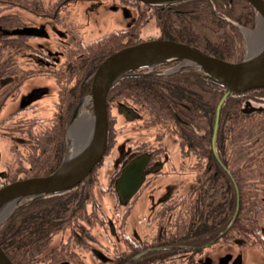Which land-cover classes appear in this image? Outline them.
<instances>
[{"label": "trees", "instance_id": "trees-1", "mask_svg": "<svg viewBox=\"0 0 264 264\" xmlns=\"http://www.w3.org/2000/svg\"><path fill=\"white\" fill-rule=\"evenodd\" d=\"M224 5L226 8L223 11ZM147 7L149 6L145 4L139 9L137 22L143 19ZM151 9L156 16L162 37L185 42L206 54L227 61L231 56L235 57L233 35L235 27L233 25L230 28L226 27L227 23L218 16L222 13L248 26H253L255 16L246 0H182L168 5L152 6ZM125 34V31L114 34L113 38L105 42H97L80 54L68 53L65 56L63 63H77V66L62 69L57 75L59 78H64L61 80L63 87L59 89V99L53 116L58 121L47 132L40 133L34 140L36 143L32 140L33 148L36 149L34 153L28 154L29 167L25 168L27 176L48 175L59 166L64 145L63 135L67 123L71 121L74 107L80 97L90 90L93 73L108 55V48L113 47L117 50L122 45L125 46V44L113 46L116 37L120 35L125 37ZM0 36L15 40L8 46V51H11L10 57L14 54L12 47L20 46L22 38L27 40V36L6 34L2 28H0ZM111 44L113 45L110 46ZM163 67L165 66H158L156 71ZM135 74L121 78L111 87L107 104L113 100L120 102L123 99H129L150 110L158 120H174L178 115L183 118L182 121L179 119L182 123H179L176 118V124L183 132V141L191 144L195 154L201 147L204 152L207 151V157L213 159L215 156L210 147V135L216 106L223 95L224 88L206 79L203 73L194 67L181 68L171 75ZM245 97H254L258 101L264 100V88L245 91V95L230 93L224 100L220 108L216 138V146L219 152L224 154L222 159L230 157V149L232 150L231 158L245 159L247 153L246 150H242L243 147L256 150L257 147L253 145L263 141L264 126H261L254 117L262 115L264 107L254 110L251 105L250 107L247 105L248 100H243ZM239 98L241 104L237 108ZM21 119L23 118L19 121H22ZM198 120L201 124L208 125V128H205V133L200 135L197 142V137L194 135L195 126H192V123L195 124ZM238 121L245 123L238 128ZM24 124L26 130H29L27 128L29 123L26 121ZM245 132L251 134L244 140L245 143L240 144L239 141L243 139ZM60 145L61 150L58 151ZM189 150L192 149L189 147ZM234 163L232 166H227L232 171L229 174L233 175V180L217 164L214 165L217 167L216 170L205 168L203 174L198 176L187 195L184 217L174 233L180 243L191 249H199L233 232L232 227L243 207L255 203L260 185L263 184L258 178L260 172L258 165L252 164L251 179L245 176V180H239L237 174L242 173L240 168L245 167L246 174L247 167L251 166ZM85 179L79 185L62 193L43 195L32 201H25L11 213L0 229V246L13 264H35V259L43 246L57 234L59 228L63 225L65 227L71 224L76 225L79 221L88 218L86 209L88 203H92L93 207L96 204L88 199L89 192L92 194V185L90 183L88 185ZM8 181H13V177L6 176L0 180V187ZM236 188L239 189L238 196ZM237 203L239 204L238 212H236ZM179 229L180 232H178Z\"/></svg>", "mask_w": 264, "mask_h": 264}, {"label": "rangeland", "instance_id": "rangeland-1", "mask_svg": "<svg viewBox=\"0 0 264 264\" xmlns=\"http://www.w3.org/2000/svg\"><path fill=\"white\" fill-rule=\"evenodd\" d=\"M49 1L50 0H43V2L46 3H48ZM20 4V0H0V28L11 29L21 25H27L32 27L41 24L47 26H50V24L52 25V23H49L48 20L35 15L28 9H23ZM35 4L36 2H34V5H30L28 3L27 7L31 8L32 10L35 9L36 11L41 12L49 11V9L52 7L45 3H43L44 5ZM120 4L121 0H77L72 2L68 6V9L69 25L72 27L73 42L70 36L65 39H68V41L72 42L75 46L73 47V44H69V49L67 48L65 50L64 58L65 56H67L68 53L80 54L81 52H83L84 49L89 48L91 46L88 45L85 48L81 47V42L85 44L94 42L96 40L97 42H105L108 39L113 38L114 34H119L125 31V28L130 26L135 20L136 14L134 11L130 10L129 15H125V13L123 12V8H121ZM112 6H115V8H113ZM215 7L216 5H214V9H216ZM225 8L226 5L223 6V11L225 10ZM62 10L64 9L62 8ZM62 10L60 14L62 13ZM136 11L137 19H139L140 11L138 8H136ZM145 13L146 14L144 15L143 19L137 22L136 39H132L131 41H129L127 43L129 44L128 46L140 43L141 41H148L153 39L171 40L174 42L187 44L185 42L178 41L175 39H168L162 37V33L158 27L157 20L155 18L156 16H154L153 11H145ZM218 17L227 23L226 27L230 28L231 25L235 27V29L233 30L235 42V57L233 58V56H231L230 60H234H229L228 62H239L245 59V57L249 56L250 54L256 52L260 48L261 42H263L264 38V31L262 30V26L259 24V19L256 17V15L253 18V26L240 24L232 17L223 15L222 13ZM261 24H263L262 21ZM49 32L52 36V40L58 39V36L52 33L53 31H51L50 28ZM123 38L124 35H120V37H116L115 41L122 40ZM14 41L15 40L13 38L0 36V42L2 43L0 44V46H2L0 48V175L1 177L3 176V179L4 177H6L5 175L7 174V176L13 177V181H16L29 177H37L34 175L27 176V171H25V168L29 167L27 157L29 156L28 154L34 153L36 149L33 148L34 144L32 140L34 141L35 138L40 135V133L47 132L50 127L55 126L57 124L56 122L58 121V119L53 116L55 113L57 101L59 99V89L63 87L61 80H63L64 78H59L57 76L59 73L55 74L57 73L56 71H51L44 68L43 65H41L35 60L30 61L29 64H27L28 61L26 60L24 68L25 76L30 78L25 79L21 83L18 80V71H20L19 67L17 66L18 60L13 58V56H11V58V51H8V46L11 45L10 42ZM37 42L44 43L43 40L30 38L29 40H27L26 48L35 51L34 47L37 48ZM121 44L124 43L121 42ZM121 44L117 43L115 46ZM53 46L54 48H50L49 50H55L56 44L53 43ZM124 47L126 46L122 45V47H120L119 49H122ZM29 50H26V53L29 52ZM111 50H114V48H111ZM64 58L61 61L62 63L63 61H65ZM174 65L172 64L169 66V64H166L159 66H165L163 67V71L172 70L173 72L167 73L169 75L173 74L174 72H178L181 68H185L177 67ZM155 69L156 67L154 68V70ZM137 73L150 74L149 69L139 71ZM9 79L10 82L8 81ZM19 84L20 86H18ZM44 89L46 93L40 98H36V100L29 109L22 110L19 116H17L18 114L14 115V111H16L20 107L22 99L25 96H40L39 94H42L41 91H43ZM109 90L106 94V105L108 111L107 150L104 153L102 159L99 161V163L95 165L93 170L88 174L85 179L88 181V185L89 183L92 185V194H90L89 192L90 196L88 199L89 201L93 200V202L96 204L95 207H93L92 203H88V210L90 212L88 215V217L90 218L89 221L90 223H92L98 220L102 224L101 227L106 230L105 239L107 235L109 237L113 236L110 235V230L113 231V229L111 228V226L109 229L108 219L109 221L111 220L110 222H112L115 226L116 218H114L113 211L115 207V200L112 196V191L105 190L103 192L102 190L104 186L108 185L110 179H112L111 177L116 175L114 169L118 165L119 159L125 152H127L129 148L137 147L139 150L152 149L160 151L163 149V155L161 154L162 156H160V160L163 161V165L161 166L162 174L138 194L133 203L132 210H130V214L125 221V230L133 234H142L145 231L144 222H146V220L150 218L163 194L173 193L180 187H186L185 189H188L187 186L191 182H194L193 179L195 178L196 174H194L193 171L186 170L194 169V159L196 160L198 157H200L201 159L202 157H206L205 154L201 152V150H198V152L195 154V152L193 151V147H191V144L189 142L187 143L183 141L182 129L176 124L177 121L179 123H182L181 121L183 118H180L178 115H176L177 121L176 118L174 120L155 119L156 117L153 116L150 110L148 111L143 106H140L136 101L129 99H123V101L120 102H118L117 100H113L107 104ZM36 91L38 92V95H35ZM243 100L250 101L253 107H264V100L258 101L255 100L254 97H245ZM30 101H32V99ZM238 101L239 103L237 104V108H239L241 104L240 98L238 99ZM80 109L81 113L79 114V116L81 115L82 118L85 117L86 113L91 115L90 106L89 108L80 107ZM80 117L76 118V120L78 119L77 121H80V119H82ZM20 118H23L21 119L22 121H19ZM254 119H257L260 125L264 126V113L260 116L254 117ZM26 121L27 123H29L27 125V128H29V130H26V126L24 124ZM91 122L92 120L87 121L85 123L83 119L81 120V122L74 121L72 125V127L74 128L72 129L73 136H70L73 137V141L77 143L76 149L78 148V146H80L84 137L87 139L86 136L90 134ZM237 123V127L239 128L242 127V124H244L245 122L238 121ZM69 125L70 122L67 123V128L65 129V133L63 135L65 146L63 145V152L61 153V162L63 161L68 149L67 129ZM193 125L195 126L194 135L195 137H197L196 141L198 142V139H200V135H203L205 133V128H208V125H206L205 123L201 124L199 120L195 124L192 123V126ZM188 128L191 129L192 127ZM250 134V132H245V136H243V139L239 141L240 144H243L242 142L245 143L244 140ZM188 147L192 149V154L191 156H188V159L185 162H183L184 166H180V149L182 148V151H184V156L187 157L189 150ZM240 148H242V145H240ZM243 148L244 149L242 150H245V146ZM59 150H61V145L60 147H58V151ZM180 167L182 170H180ZM186 190L185 193H187L188 191ZM33 199L28 201H32ZM22 204L24 203H18V206L15 207L9 214H7L6 218L3 219V221L0 223V229L5 224L7 219H9L11 213L14 210L18 209ZM118 206V208L120 209L123 205L119 204ZM99 207V212L103 213L104 215H99V217H96L97 214L95 215V213ZM103 220L105 222H103ZM81 225L82 224H80V226ZM91 226L92 225L84 226L82 235L85 237L89 236L92 238L94 237L103 239L104 237L102 233L96 232L98 230H96V228L94 229ZM64 227L65 226L63 225V227L59 228L60 230L57 233L60 234V232L62 231L65 232ZM67 228L68 227H66V229ZM67 233L68 232L65 233L66 236ZM89 233H91L93 236H91ZM111 254H113L112 251ZM256 256L257 254L254 258L255 260H258ZM201 257L202 260L209 259V264H234L236 259L240 257V264H245V246H239L236 244L224 245V243L218 242L206 248L202 252ZM224 258H228L229 261L223 262L222 260Z\"/></svg>", "mask_w": 264, "mask_h": 264}, {"label": "flooded vegetation", "instance_id": "flooded-vegetation-1", "mask_svg": "<svg viewBox=\"0 0 264 264\" xmlns=\"http://www.w3.org/2000/svg\"><path fill=\"white\" fill-rule=\"evenodd\" d=\"M23 9H28L30 12H33L35 15L48 20L50 26L41 24L35 27H42L46 35L44 36H27V40L30 38L32 39H40L43 40L42 42H37V48L34 47V50H29L26 48L27 40L22 38L20 43L21 45L17 48L12 47L11 50L13 54V58L18 60V67L20 69L18 80L22 83L25 79L30 78L25 76V64L26 60L28 61H37L44 68L48 70H54L58 74L61 73L60 70L68 69L72 67H76L77 63L66 62L62 64V59L64 58L65 50L70 46L69 44H73L72 40V27L69 25V9L68 6L77 0H50L48 3L43 2V0H20ZM38 5L48 4L52 6L49 11H36L35 9L32 10L28 8V3L33 5L34 2ZM121 8H123V12L125 15H129V11L132 10L135 12L136 17L133 23L125 28V37L122 40L116 41L110 46H115L117 43L123 42L127 44L132 39H136V26H137V11L136 8L140 9L145 6L144 3L139 2L138 0H121ZM147 5V4H146ZM146 12L152 10L151 5H148ZM39 7V6H37ZM115 8V6H112ZM140 7V8H139ZM62 8L64 10H62ZM62 10V13L60 14ZM23 27H32L27 25H21L18 27H14L11 29H2L6 34H10V31L15 28H23ZM49 28L52 33L58 36L57 40H52V36L49 32ZM128 32V33H127ZM16 36V35H12ZM71 37L72 42L68 41V37ZM78 38V37H77ZM80 41V40H79ZM53 43L56 44L55 50H49L50 48H54ZM97 43V40L88 44L81 42V47H87L88 45L93 46V44ZM45 44V45H44ZM75 46L74 44L72 45ZM90 46V47H91ZM113 48V47H112ZM69 49V48H68ZM109 49V54L116 50ZM26 50L29 52L26 53ZM118 50V49H117ZM33 51V52H32ZM106 57V56H105ZM104 57V58H105ZM224 60V59H223ZM172 64H169V66ZM174 65V64H173ZM176 66V65H174ZM149 68H142L138 70L131 71L129 74H134L139 71L148 70ZM164 69V68H163ZM157 70V67H156ZM64 71V70H63ZM26 77V78H25ZM10 82V79L8 80ZM8 82V83H9ZM76 82V81H75ZM20 83V84H21ZM20 84L18 86H20ZM75 84V83H74ZM78 85V83H77ZM37 89V88H34ZM80 90V89H79ZM31 92V91H30ZM42 94L37 97H27L25 96L22 99V103L20 107L14 111L15 114H21L22 110L29 109L31 105L34 103L36 98H40L46 92L45 89L41 91ZM89 92V91H88ZM84 93L78 103L75 105L72 115L74 114L78 105L80 107L89 108V102L87 100L82 101L83 97L88 93ZM38 92L36 91L35 95ZM245 95V91L242 92ZM34 98V99H33ZM33 99L32 101H30ZM77 110V118H79V114L81 113V109ZM121 107V106H120ZM126 108V107H122ZM79 111V112H78ZM87 114V113H86ZM79 116V117H78ZM214 129V127H213ZM213 129L210 135V147L213 155L215 156L213 159L207 157V151L199 147V150L206 157H198L196 160L194 159V169H187L186 171H193L195 178L193 179V183L191 182L186 187H180L173 193L163 194L159 203L155 207L152 215L146 222H144L145 231L141 233H129L125 230V221L130 214V210H132L133 203L135 198L138 196L140 192L144 188H146L151 182H153L156 178H158L161 172V166L163 165V161L160 160V156L163 155V149L160 150H139L137 147H131L125 152L122 157L119 159L118 165L115 167L114 171L116 175L111 177L108 185L103 187V192L112 191V196L115 200L114 202V218L115 219V226L112 222L108 219V226L110 229V223H112L113 231L110 230V235L112 237L106 236V230L101 227V223L96 220L95 222L90 223V218L88 217L86 220L79 221L76 225L71 224L64 227L65 232H60V234H56L55 237H52L47 244L43 246L40 253L35 259V264H209L210 260H202V252L210 247L211 245L221 242L224 245L236 244L239 246H245V264H264V136L263 141L254 144L257 149H245L246 150V157L245 159H234L232 157V150L230 149V157H225L226 159H222L224 154L220 153L217 146H216V138L217 132L215 136L214 146L212 145V137H213ZM218 130V128H217ZM189 149V147H188ZM107 150V147H106ZM105 150V152H106ZM180 149V156H181V164L180 166H184L183 162L188 159V156H191V150H188L187 157L184 156V151ZM162 154V155H161ZM253 155H257V157H252ZM144 156V164L142 171L144 174V179L141 184L138 186L137 190L132 194L131 198L122 202L120 200V196L116 190V181L119 179L122 171L125 169L127 165L138 160L140 157ZM204 163H203V161ZM240 163L239 165L242 166H251L247 167L246 174L244 173L245 167L240 168L241 174L238 175L239 180H245L246 178H252V164L258 165L259 168V175L258 178L263 183L260 185L259 194H257V200L252 205H245L241 210V214L236 222H234V227H232L231 233H227L213 241L212 243L201 247L199 249H191L188 246L180 243V241L175 237V230L179 227L180 220L184 217V207L186 203V198L192 185L197 181L198 176L203 174V170H216V165L220 166L221 170L233 180V175L229 174L232 173L231 169L227 166H232L235 163ZM218 163L222 164L219 165ZM255 169V168H254ZM180 170L181 167H180ZM232 170H234L232 168ZM7 176V174L5 175ZM3 177V176H2ZM0 175V179H2ZM10 182V181H8ZM81 183V182H80ZM79 183V184H80ZM77 184V185H79ZM75 185V186H77ZM73 186V187H75ZM72 187V188H73ZM70 188V189H72ZM69 190V189H68ZM185 190L187 193H185ZM62 193V192H59ZM236 193L238 196L239 189L236 188ZM57 194V193H55ZM54 195V194H53ZM123 205L122 208H118V205ZM88 206L86 207L87 213L89 214ZM98 207V206H97ZM100 207L96 210L95 215L99 217V215L103 216V213L99 212ZM239 210V204L237 203L236 212ZM129 212V213H128ZM235 212V213H236ZM94 215V216H95ZM105 220V219H104ZM103 220V222H105ZM80 224H82L80 226ZM92 225L94 229L96 228V232H101L103 235V239L100 238H92V237H85L82 235L84 230V226ZM116 228V229H115ZM76 230V231H75ZM235 230V231H234ZM70 231V232H69ZM66 232L67 236H66ZM180 232V229L179 231ZM93 236L91 233H89ZM109 234V233H108ZM174 234V235H173ZM58 235V236H57ZM82 235V236H81ZM172 235L174 237H172ZM107 240V243H106ZM111 251L113 254H111ZM257 254L258 260H255V255ZM229 258V257H228ZM228 258H224L223 262H228ZM241 259L238 257L234 264H240Z\"/></svg>", "mask_w": 264, "mask_h": 264}, {"label": "water", "instance_id": "water-1", "mask_svg": "<svg viewBox=\"0 0 264 264\" xmlns=\"http://www.w3.org/2000/svg\"><path fill=\"white\" fill-rule=\"evenodd\" d=\"M144 4L157 6L168 5L182 0H138ZM256 17L264 24V0H246ZM12 35L44 36L42 27L15 28ZM175 64L177 67H194L211 82L224 88L215 112L212 145L218 127L220 108L230 93H240L249 89L264 88V43L260 48L239 62H228L204 53L195 46L171 40L153 39L126 46L111 53L98 66L91 80L88 97L91 108V130L87 139L84 137L78 148L69 153V136H73L72 127L77 118L76 108L67 129L68 149L61 164L47 176L29 177L9 182L0 187V223L18 203L33 198L66 191L83 181L102 159L107 147L108 111L106 94L119 79L131 71L150 68L156 65ZM170 71H153L150 73L167 74ZM148 73V72H146ZM145 73V74H146ZM144 73H137L141 75ZM34 99V98H33ZM32 99V100H33ZM85 100V99H84ZM82 103V101H81ZM247 105L251 104L247 102ZM260 110L261 107H253ZM71 137V136H70ZM72 142L73 137H71ZM145 157L130 163L116 181V190L120 200L125 202L144 179L142 171ZM11 207L10 210H8ZM13 207V208H12ZM8 210V211H7ZM7 211V213H6ZM112 228V223H110ZM113 229V228H112ZM0 264H13L0 246Z\"/></svg>", "mask_w": 264, "mask_h": 264}, {"label": "bare ground", "instance_id": "bare-ground-1", "mask_svg": "<svg viewBox=\"0 0 264 264\" xmlns=\"http://www.w3.org/2000/svg\"><path fill=\"white\" fill-rule=\"evenodd\" d=\"M259 24L262 26V30L264 31V27H263V24H261V19H259ZM263 43H264V38H263V42H261V46L263 45ZM80 118H82V116L80 117ZM83 120H84V122L86 123L87 121H91L92 119H91V115H89V114H86L85 115V117H83L82 118ZM82 119H80V121H77V120H75V122H81V120ZM77 147V143H75V142H72V139H71V137L69 136V153L68 154H70V149H71V151H74V149ZM13 208V207H12ZM11 209V207L8 209V210H10ZM7 210V211H8ZM7 211H6V213H7Z\"/></svg>", "mask_w": 264, "mask_h": 264}]
</instances>
